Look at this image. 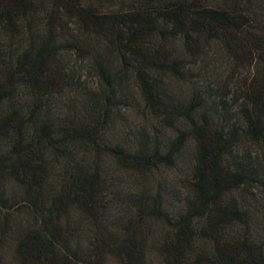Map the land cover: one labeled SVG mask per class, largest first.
Segmentation results:
<instances>
[{
    "label": "trees",
    "instance_id": "trees-1",
    "mask_svg": "<svg viewBox=\"0 0 264 264\" xmlns=\"http://www.w3.org/2000/svg\"><path fill=\"white\" fill-rule=\"evenodd\" d=\"M107 6H118L119 11L106 12ZM0 32L10 38L3 46L7 51L0 43V178L8 174L22 187L26 206L39 217L37 225L22 231L17 241V264H105L106 254L121 264H146L145 222L151 215L157 218L160 209L154 207L148 215L142 198L137 218L126 223L121 236L107 235L100 227L106 208L101 175L75 170L71 160L75 148H100L124 70L136 73L148 109L169 124L204 106L197 94L183 108L170 105L160 90L164 75L185 79L188 70L189 61L169 48L176 37L182 39L192 61L207 46L219 44L233 62L234 77L243 71L250 76L241 93L243 134L235 125L213 123L210 111L203 112L201 124L193 123L190 134L197 146L190 184L193 198L172 240L165 241L159 252L166 264H264V239L257 241L247 231L236 238L224 237L233 225L249 227L248 213L229 195L249 192L259 182L264 187V177L258 179L255 172L259 163L249 156L232 160L242 136L264 151V0H0ZM23 32L29 36L25 49L17 41ZM73 33L82 41L72 40ZM91 40L102 42L120 67L112 71L94 58L102 83L99 95L83 104L84 115L72 106L57 128L49 119L51 102L84 90L82 78L76 80L75 73L63 66L62 54L71 51L77 59L84 58L87 51L82 43ZM19 88L32 97L26 117L17 100ZM227 88L216 90L217 104L225 105ZM184 135L166 154L143 146L137 151L114 146L109 154L122 167L144 173L171 165L184 145ZM54 181L58 185L52 189ZM3 202L0 197V246L8 229L1 212L12 208ZM74 209L98 226L86 259L73 249ZM198 235L212 242L213 252L191 259ZM0 264H4L1 250Z\"/></svg>",
    "mask_w": 264,
    "mask_h": 264
},
{
    "label": "rangeland",
    "instance_id": "rangeland-1",
    "mask_svg": "<svg viewBox=\"0 0 264 264\" xmlns=\"http://www.w3.org/2000/svg\"><path fill=\"white\" fill-rule=\"evenodd\" d=\"M42 1V0H41ZM130 1V0H126ZM121 6V5H118ZM118 6H107L106 12L119 11ZM28 34L23 32L19 40L21 49H25L28 43ZM72 40L82 41L77 33L70 35ZM10 38L0 32L1 46L6 47ZM84 45L87 55L77 59L71 51L62 54V64L66 70L75 73V79H81L84 90L70 92L51 102L50 121L60 126L70 115L73 109L79 115H84L83 104H90V97L99 95L102 83L98 72L94 68V58L100 63L107 64L116 72L120 67L119 60L108 52L107 47L97 40H91ZM169 48L178 57L185 58L188 70L185 79L172 75H164L161 80V92L165 100L170 104L183 108L190 104L197 94L202 96L204 106L201 109L191 111L187 117L179 116L167 123L164 118L152 114L146 105L145 98L140 90L135 72L124 70L121 87H118V97L113 99L106 123L100 136V148L93 150H77L75 148L74 169H82L89 173H99L105 185L103 195L105 204L104 219L100 224L106 234H112L119 238L126 223L138 216V201L144 199L147 203L148 215L154 207L160 209L157 218L151 215L145 222L148 233L146 234V264H166L159 248L165 241L172 240L176 224L179 218L186 213L187 205L193 198L190 184L193 178L196 163V142L191 137L193 123L201 124L204 111H210L209 117L218 125H235L240 131L245 128L242 118V108L245 101L241 98L244 80L250 73L242 72L241 75L234 70L233 62L226 55L222 46L211 44L204 49L203 54L197 60H193L184 52L183 42L180 37L172 38ZM7 51V48H4ZM191 59V60H190ZM95 60V61H96ZM123 70V69H121ZM229 87L226 91L229 96L225 99L224 106L217 104L216 90L221 87ZM86 94V95H85ZM31 94L25 88H19L17 100L19 108L26 117L27 107L31 102ZM181 134H185L184 145L181 146L171 165H161L158 168L139 173L133 169L119 165L109 154L110 148L120 146L125 150L137 151L141 146L144 150L152 152L157 150L166 154L170 147L178 140ZM243 134V131H242ZM245 156L252 158L253 163L259 169H255L258 179L264 177L262 172L264 151L253 145L246 137L242 136L235 149L232 160H242ZM49 161V160H48ZM58 185L54 181V189ZM0 197L5 205L12 206L3 210L8 220L7 235L0 246L4 264H17L16 245L22 231L37 225L39 217L34 209L26 206V196L23 188L8 174L0 178ZM229 198L248 213L249 227L233 225L227 228L225 238H236L244 231L250 232L257 241L264 239V187L259 182L249 192L238 190L229 195ZM157 204L159 206H157ZM70 221L73 229H76V237L73 249L77 248L83 258L91 253L94 244L95 231L98 226L81 215L77 210L71 211ZM193 252L190 258L197 255L211 256L213 244L210 240L199 235L193 243ZM85 263V262H82ZM105 264H121L114 256L106 254Z\"/></svg>",
    "mask_w": 264,
    "mask_h": 264
}]
</instances>
